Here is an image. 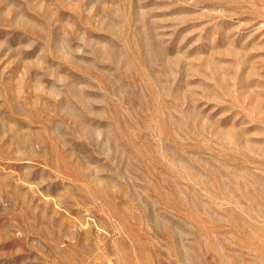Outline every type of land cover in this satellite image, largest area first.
Returning <instances> with one entry per match:
<instances>
[{
    "label": "rangeland",
    "instance_id": "rangeland-1",
    "mask_svg": "<svg viewBox=\"0 0 264 264\" xmlns=\"http://www.w3.org/2000/svg\"><path fill=\"white\" fill-rule=\"evenodd\" d=\"M0 264H264V0H0Z\"/></svg>",
    "mask_w": 264,
    "mask_h": 264
}]
</instances>
